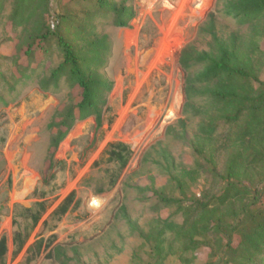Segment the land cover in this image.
<instances>
[{
	"label": "rangeland",
	"instance_id": "obj_1",
	"mask_svg": "<svg viewBox=\"0 0 264 264\" xmlns=\"http://www.w3.org/2000/svg\"><path fill=\"white\" fill-rule=\"evenodd\" d=\"M13 1H5L0 16V239L6 241L2 264H147L153 244L145 243L139 233H152L165 223L171 230H166L163 264H184L180 256H192L181 253L188 239L175 233L186 217L190 221L196 217L195 202L209 203L226 187L222 176L238 129L219 125L213 149L200 156L194 153L191 145L199 119L191 118L185 106L179 53L187 45L207 50L209 37L202 30L211 21L222 39L233 33L244 35L247 28L219 14L228 0H117L132 12L125 27L101 15L95 21V36L108 48L99 75L111 83L101 121L98 124L94 116L76 119L50 157V125L79 97L63 80L58 87L41 84L62 61L53 41L39 79L20 75L19 65H26L22 49L37 19L47 28H55L62 19L84 26L87 3L49 0L47 12L36 14L32 24L13 27L9 22ZM63 24L60 33L79 44L80 29ZM261 50L258 75L264 81V41ZM32 67L33 63L28 70ZM117 143L131 152L123 169L104 155L109 145ZM163 154L175 161L176 178L183 168L204 164L210 156L216 175L199 174L178 188L159 165ZM154 191L181 203L166 206ZM71 194L68 211L54 215ZM246 198L251 200V195ZM95 199L100 203L97 209L91 207ZM231 204L232 212L237 210L238 201ZM256 205L264 208V191ZM185 206L188 214L179 209ZM124 211L137 231L129 228ZM16 234L24 246L14 256ZM193 256L190 264H222L223 253L221 245H214V251L201 247Z\"/></svg>",
	"mask_w": 264,
	"mask_h": 264
},
{
	"label": "trees",
	"instance_id": "obj_2",
	"mask_svg": "<svg viewBox=\"0 0 264 264\" xmlns=\"http://www.w3.org/2000/svg\"><path fill=\"white\" fill-rule=\"evenodd\" d=\"M5 1L0 0V16ZM81 1L87 3L84 26L62 19L55 28H47L42 19H37L22 49L26 65H19L20 75L23 79H39L45 67L43 61L51 57L49 44L53 41L62 61L41 80V84L44 87H58L63 80L69 88L76 89L79 97L74 105L61 112L57 122L50 125L53 130L50 157L54 156L76 119L94 116L98 124L101 121V107L111 83L99 75V68L106 60H102V56L108 48L104 39L95 36L97 16L101 15L106 21L111 19L116 25L125 27L126 19L132 14L124 4H117V0ZM48 2L14 0L9 15L10 24L13 27L32 24L36 14L47 12ZM41 8L43 10L37 13ZM219 14L234 21L239 28H247V33H233L222 39L216 32L215 22L211 21L202 30L209 37L208 49L199 51L187 45L180 51L178 63L185 76V106L191 118L199 119L196 139L191 145L194 153L200 156L205 150L213 149L219 125L238 129L237 141L232 146L222 176L226 187L209 203L195 202L196 217L191 221L186 217L175 236L188 239L181 253H190L192 256H180L184 264H190L193 254L201 247L214 251V245H221L222 264H264V208L256 205L260 191H264V81L258 75L263 59L261 43L264 41V0H228ZM62 24L80 29L81 44L67 40L60 33ZM38 57L42 61L37 62ZM31 63L33 67L29 71ZM180 124V139L184 140L185 122L181 121ZM104 155L108 162L123 169L131 152L127 146L117 143L109 145ZM161 158L160 167L178 188L187 180L194 182L199 174L216 175L211 156L204 164L197 163L192 169L183 168L178 178L174 176L177 170L175 161L168 154L161 155ZM50 167L51 164L47 169ZM72 195L58 206L54 215L61 217L68 211ZM248 195H251V200L246 198ZM156 198L166 206L181 203L162 195H156ZM232 200L238 201V208L233 212ZM179 209L189 213L188 206ZM124 219L131 230L137 231L125 211ZM165 224L152 233H139L145 243L153 244V256L147 264H163L166 230H171ZM234 238L237 239L235 244ZM14 243L13 255L16 256L24 246L19 234L14 236ZM40 247L41 242L36 243L37 252ZM5 254L6 241L1 238L0 264Z\"/></svg>",
	"mask_w": 264,
	"mask_h": 264
},
{
	"label": "water",
	"instance_id": "obj_3",
	"mask_svg": "<svg viewBox=\"0 0 264 264\" xmlns=\"http://www.w3.org/2000/svg\"><path fill=\"white\" fill-rule=\"evenodd\" d=\"M99 206H100V203H99V201H98L97 199H95V200H93V201L91 202V207H92L93 209H97Z\"/></svg>",
	"mask_w": 264,
	"mask_h": 264
}]
</instances>
